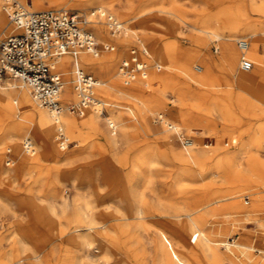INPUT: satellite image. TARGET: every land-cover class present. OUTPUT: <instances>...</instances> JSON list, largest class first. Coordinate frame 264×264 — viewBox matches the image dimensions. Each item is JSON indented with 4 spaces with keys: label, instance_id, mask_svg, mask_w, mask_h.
Listing matches in <instances>:
<instances>
[{
    "label": "rangeland",
    "instance_id": "1",
    "mask_svg": "<svg viewBox=\"0 0 264 264\" xmlns=\"http://www.w3.org/2000/svg\"><path fill=\"white\" fill-rule=\"evenodd\" d=\"M210 1L113 0L112 4L117 15L131 19L125 23L131 27L133 26L138 36H143L145 32H154L161 40V43L174 38L176 40L175 45L179 51L175 62L179 64L184 61L183 54L185 51L197 47L193 42L194 31L189 27L190 24L196 27L213 26L222 34L229 33L233 28V19H228L225 14H216ZM20 2L26 5L27 3L31 4L32 0H20ZM171 2H174L178 7L179 12L175 19L179 24V28L175 34H168L169 31L164 27V23H166L163 19L164 15L159 13L160 8L169 6ZM229 3V0H227L223 4L228 5ZM257 4H260L263 10H249L247 16L240 18L238 23L242 25L247 23L254 24L257 26L260 34H263L261 35V39H264V0H258ZM40 7L41 9H34L32 4L28 8L31 11L67 10L80 17L81 28L85 26L83 24V10L76 4L70 3L60 8L61 6L52 7L48 2L43 1ZM211 9H213V12L208 13V10L211 11ZM145 18L149 26L153 27L154 30L149 27L145 31L143 27L138 26V23ZM118 20L123 21V19ZM107 26L103 24L107 33L102 40L94 34L92 35L96 43H99L97 46L98 50L104 44L115 46L114 51L108 49L105 52L114 55L115 70L117 71L120 61L126 56L128 57L130 49H136V39L133 36H122V33L117 34L120 36L118 40L121 44L119 45L114 41L115 38L110 35V30ZM246 35L245 28L240 27L236 29L235 36L237 38L241 39V36L245 37ZM234 44L238 48V42L235 41ZM201 47L212 57H215L216 46L212 40L205 41ZM105 52L103 54H106ZM259 53L261 56H264V40H262ZM140 59L142 60L143 58L140 56ZM156 59L155 57H149L148 60L149 63H155ZM194 70L193 68L191 73H198ZM215 71L218 75L216 82L211 86L203 87L204 92L199 90L198 86H193V92L190 94V98L186 104H183V100L170 89H166L161 95H157L155 87L144 88L147 93L154 97H161L163 101L169 104L172 107V114H186L190 133L196 136L204 147L206 152L204 159L203 161L200 160L199 166L189 168L173 161L171 150L169 151L165 147H161L154 157L153 170L147 177L148 188L144 190V199L148 206H150L144 209L146 215L144 219L145 223L140 221L138 224L136 219H129L124 225L126 233L121 234L116 230L117 228L113 224L114 220L108 218L106 225H104L105 232L103 235L89 233L91 244L84 250V254H75L67 243L64 242L72 234L73 228L77 224H74L72 220L71 209L65 211L60 206L64 200L72 202L76 194L74 190V185L76 184L79 187V193L83 197L89 200L98 199L99 197L107 199L109 203H114L126 216L130 217L129 211L131 206L127 202L129 195L127 186L130 183L133 185L138 183L136 177L129 170L130 163L135 156L138 146H152L155 144V140L152 137L147 138L142 136L143 133L139 128V116L131 105L128 104V97L124 93H119L117 98L109 99L110 104H114L119 109L111 111L109 107H102L103 113L101 119H99L98 131L96 132L83 130L73 135H68L65 128H63V137L68 140L69 144L61 150L58 149L56 144L50 146L52 156L44 158V161L41 160L43 162L41 167L33 168L26 174H22L17 168H13L11 164L10 166H5L7 169L10 168L7 174L1 173V166H4V162L7 160L6 155L9 152L6 146L0 145V200L2 201L0 205V247L4 253L12 257L11 261H8L7 258V262L9 264L35 263L30 258L31 256L26 255L27 252L23 253L24 255L22 254V256H18V249H16L15 244L16 238L10 236L14 230L24 227L26 229L25 233L29 237L24 238L20 244L26 249L36 250L44 248L40 254L41 256H39L40 261L35 264H65L68 261L74 262L73 260L78 264H88L83 255L89 260H97L98 264H165V262L167 263L168 259L166 258H168L169 252H172L175 256L174 264H212L209 257L204 253L200 240H196L191 233L181 228L184 226L185 218L183 216L174 217L173 214L176 207L171 208L167 205L169 201L178 200V197L171 194V187L175 181L180 179L188 183L191 191L187 194L185 200H183V208L192 209L198 207L203 201L211 202V199L215 195L220 197L219 201L215 204V210H210V206L206 209L207 212L204 214L203 222L201 223L205 226L206 234L210 239L222 240L230 244L228 249L220 246L217 253L223 258L231 259L236 264H254L260 256L258 251L252 252L254 255L250 257V255L241 254L232 244L236 241L237 237L255 231L258 223L264 224V204L251 215L238 212L237 209L238 204L243 207H249L255 203L256 199L253 193L257 188V184L250 183L243 185L233 179L230 174L216 171L213 166L219 162L222 157L221 155H223V153H216V150L226 147L236 149L237 151L244 150L243 152L250 150L252 155L264 160V113L256 110L253 116L240 117L239 119L235 116L237 114L227 116L218 101V97L222 93H218L217 89L225 88V79L220 76L223 74L220 64H216ZM163 72L164 68L162 67L157 73ZM85 73L98 79L92 73ZM176 77L178 85L185 86V79L188 78L187 75L179 74ZM119 79L117 85L120 87L124 86L122 85L121 77ZM170 110L168 111L171 112ZM63 113H67L74 119L79 118V116L70 114L67 111ZM106 116L115 117L120 123V126L116 129V136H120L122 129L128 130L133 135L132 138L127 139V143L135 145V148L134 146L130 147L131 149L133 148L132 150L128 148L129 144L126 143L125 137H122L114 147L103 143L101 134L106 129L103 119ZM155 118L156 114L151 115V121L154 125H157L158 123L155 121ZM257 129H262L263 133L260 137L255 138L254 134ZM31 139L30 142H32L35 148V153L31 158L37 159L41 154V142L33 135ZM84 142L89 144L88 151L81 150ZM20 149L22 150L21 146ZM57 153L61 155L66 154L67 158L65 162H55L57 159L55 154ZM243 156L245 155L243 154ZM58 173L61 181L56 186V189L59 191L60 197L49 201L45 205H53L55 207V215L61 218L60 224L65 230V235L62 237L64 241H60L57 237L51 235L48 229L38 226L28 208L30 199L34 203L43 204V193H38V189H34L33 195L29 196V184L40 178L43 184L39 191L43 192L47 190L52 177ZM21 176L25 178V182H21L22 178L19 179ZM158 190L160 191L158 192ZM182 192L179 198L185 196ZM230 197L234 198L229 199ZM209 204L207 203L206 206ZM99 209H103V207H99ZM131 234L133 238H130ZM116 238H118V241H116ZM161 244H163L162 251L158 249ZM131 247L136 250L134 252L129 251ZM20 259L22 260L20 261ZM225 264H229L228 261H225Z\"/></svg>",
    "mask_w": 264,
    "mask_h": 264
},
{
    "label": "bare ground",
    "instance_id": "2",
    "mask_svg": "<svg viewBox=\"0 0 264 264\" xmlns=\"http://www.w3.org/2000/svg\"><path fill=\"white\" fill-rule=\"evenodd\" d=\"M16 1L21 3L20 0ZM43 1L48 2L52 7L61 6L60 8L70 3L78 5L83 10V24H85L83 27L84 29L80 28L90 33L92 37V34H94L100 40H102L107 33L103 24L107 25V19L111 18L122 25L124 33L122 36H133L135 39H139L145 51L143 55L141 49H139V55L146 64L145 77L138 76L127 86L122 83L124 86L121 87L117 85V82L120 80V65L117 67L116 71L114 55L105 52V50L108 49L114 51L115 46L104 44L99 50L97 48L94 53H80L76 58V62H74V59L69 55H64L53 61L54 68L57 72L61 73L63 77V88L59 96L61 104L71 103L72 101L76 103L78 101V95L74 84L75 75L73 72L75 63L82 74L90 77L96 82V87L94 88L95 103L87 107L81 115H78V119H74L67 113H63L65 112L64 110L55 112L41 107L33 99L29 88L15 79H5L3 83L0 84V145L6 146L9 152V154L6 155L7 160H5L4 166H1V173L3 174L8 173L10 168L7 169L5 166H10V164L13 168H17L19 172L21 171L22 174L28 173L33 168L41 167L43 165L41 160L44 161V158L52 156L50 153V146L56 144L59 150L65 148L64 144L59 140L61 134L64 136L63 128H65L68 135H73L83 130L90 132L98 131L99 119H101L103 113L101 110L102 107H109L111 111L119 109L114 104H110L109 100L110 98H117L119 93H124L128 97V104L131 105L139 116V128L143 133L142 136L147 138L152 137L155 140V144L152 146H138L130 166L128 165L131 174L138 180L136 185L130 183L127 186V190H129L127 202L131 206L129 211L130 217L126 216L114 203H109L107 199H101L99 197L100 199L89 200L83 197L82 194L79 193V187L75 184L74 190L76 194L72 202L64 200L62 205L60 203V207L63 210L67 211V209H71L73 216L72 220L74 224H77V226L73 228L72 234L65 241L62 239L63 235H65V230L61 227V218L55 215V207L51 204V206L45 205L49 201H53L60 197L59 191L56 189V186L61 181L59 173L52 177L47 190L43 192L39 191L43 184L40 178L29 184V196L33 195L34 189H38V193H43V204L32 202L28 196L30 199L28 208L30 209L31 216H33L35 223L38 226L48 229V232L54 237H57L60 241L66 242L69 248H71V251L75 254H84V250L91 244L89 233L103 235L105 232L104 225H106L108 218L114 220L113 224L117 228L116 230L121 234L126 233L124 225L129 219H136L138 224L140 221L145 223L144 219L146 215L144 209L150 206H148L144 199V190L148 188L149 183L147 177L153 170L152 165L154 163V157L161 147H165L169 151L171 150L173 161L189 168L199 166L200 160L203 161L204 159L206 152L199 139L190 133L186 114H172V107L169 104L163 101L161 97H154L147 93L144 88L155 87L157 95H161L164 90L170 89L176 96L183 100V104H186L190 98V94L193 92V86H198L200 88L199 90L204 92L203 87L211 86L216 82L218 75L215 71V67L216 64H220L223 69V74H218L225 79V88L217 89V92L222 93V95L218 97V101L220 106L225 110V114L227 116H231L230 114H237L235 116L239 119L240 117L253 116L256 110H260L264 113V56H261L259 53L262 40H264L263 38L261 39V35L263 34H260L257 26L252 23L243 25L238 23L240 18H245L247 16L249 10L262 11L263 7L257 4L258 0H229L230 3L228 5L223 4L224 1L227 0H211L210 3H212L216 14H225L228 19H233L234 23L230 22L233 27L232 30L227 34H222L213 26L196 27L190 24L189 27L194 31L192 37L194 39L193 42L197 47L185 51L183 54L184 61L178 64L175 62V58L179 54V51L175 45L176 40L174 38H170L161 43V40L154 32H145L143 36H138L133 26L131 27L125 23L131 19L123 18L121 15L115 13L112 4L113 0H32L31 4L27 3L26 5L30 8L33 4L34 9H41L40 6ZM247 3L249 4L247 5ZM210 12H213V9H211V11L208 10V13ZM159 13L164 15L163 19L166 21L164 27L169 31L168 34H175L176 30L179 28V24L175 20L176 16L179 14L178 7L174 2H171L169 6L160 8ZM118 19H123V21H119ZM6 20L7 15L4 11L3 3L0 0V28L4 26L0 31L4 33H15L16 30L9 25ZM182 23L187 24L185 22ZM138 26L143 27L145 31L151 27L146 18L139 22ZM107 27L109 28V26ZM240 27L245 28V32L247 33L245 37H242V35L241 39L235 36L236 29ZM151 29L154 30L153 27H151ZM110 35L115 38L114 41L117 44H121L118 40L120 37L119 35H113L111 33ZM207 40H212V42L215 43V57H212L201 47ZM235 41H237L238 44L241 41L245 42L246 48L243 49L238 46L239 50L234 44ZM98 45L99 43H97V46ZM103 52L106 54H103ZM149 57L157 58L156 62L149 63ZM241 57L242 59H248L252 63L251 69L243 70L241 68ZM125 58H127V56ZM124 59H122L120 63ZM162 67L164 68V72L157 73ZM193 68L195 70L198 68L199 71L196 70L198 73H191ZM85 72L94 74L98 79H95ZM179 74L187 75L188 78L185 79V86L178 85L176 76H179ZM2 84H4V86H2ZM217 87H219V85H217ZM154 114H156L155 121H157V125H154L151 121V115ZM103 119L106 124V129L101 135L105 145L114 147L122 137H125L126 143L128 142L127 139L132 138L133 135L128 130L124 129H122L120 136H116V129L120 126V123L115 117L106 116ZM262 133V129H257L254 134L255 138L260 137ZM32 135L41 142V154L37 159L31 158L35 153V148L32 142H30L32 140ZM25 143L31 144L33 149L32 154L25 153ZM127 144H129V149L133 146L135 148V145L131 143ZM81 150L88 151L89 144L84 142ZM243 151H237L230 147L217 149L216 153H223V155H221L222 157L219 162H217V164L215 163L216 165L213 166V168L218 172L230 174L233 179L243 185L250 183L257 184V188L253 193L256 199L255 203L249 207H243L240 204L237 206L238 212L251 215L256 212L257 208L264 204V160L259 159L258 156L252 155L250 150L247 152ZM243 154L245 156H243ZM55 156H57L55 162H65L67 158L66 154L61 155L57 153ZM21 178V182H25V178L21 176L19 179ZM164 185L166 186V184ZM171 190V194L178 197V200L169 201L167 205L171 208L176 207L175 210L173 209L174 217L183 216L185 218L184 226L181 228L191 233L196 240H200L202 249L209 257L210 262L212 264H225V261H228L229 264H236L231 259L223 258L217 253L220 246H224L228 249L230 244L222 240L210 239L206 234L205 226L201 224L204 214L207 212L206 209L210 206V210H215V204L219 201L218 199L220 197L215 195L211 199V202L203 201L198 207L187 209L183 208L182 205L187 194L191 192L188 183L178 179L174 182ZM183 190L184 192H182ZM159 191L160 190H158V192ZM181 192L184 193L185 196L179 198ZM232 198L234 197H230L229 199ZM1 203L2 201L0 200V205ZM207 203L210 204L206 206ZM99 207H103V209H99ZM25 230L24 227L19 228L14 230L10 236L16 238L15 244L16 249H18V256H22L23 253L27 252L26 255L31 256L30 258L37 263L40 261L39 256H41L40 254L44 248L32 250L22 246L20 244L22 240L29 237L26 235L27 233H25ZM130 238H133L132 234ZM116 241H118V238H116ZM232 245L240 251L241 254L250 255V257L254 255L252 252L258 251L260 256L256 259L254 264H264V224L258 223L255 231L237 237ZM158 249L162 251L163 244H161ZM135 250L136 249L133 247L129 249L131 252ZM83 257L86 258L88 264H98L97 260H89L85 255H83ZM7 258L8 261H11L10 259L12 257L4 253L0 247V264H9L6 260ZM174 258V254L169 252L168 258H166L168 260L165 264H174ZM21 260L22 259H20V261ZM73 261L75 262V260ZM74 262L68 261L65 264H78Z\"/></svg>",
    "mask_w": 264,
    "mask_h": 264
},
{
    "label": "built area",
    "instance_id": "3",
    "mask_svg": "<svg viewBox=\"0 0 264 264\" xmlns=\"http://www.w3.org/2000/svg\"><path fill=\"white\" fill-rule=\"evenodd\" d=\"M7 15V23L16 32L0 31V84L5 79H15L26 85L33 99L51 111H67L81 115L84 110L94 105V88L96 82L81 73L74 64L75 90L78 95L76 103L61 104L59 96L63 88V77L54 68L53 61L69 55L76 62L80 53H94L97 49L95 39L80 28V17L67 10L31 11L27 5L16 0H1ZM107 25L111 34H124L122 25L108 18ZM136 49H131L119 67V76L127 86L136 77H145L146 64L138 53L144 55L141 41L136 39ZM239 47L246 48L241 41ZM252 63L242 59L241 68L249 70ZM199 71V69H196ZM59 140L66 147L68 140L60 135ZM26 154H32L30 143L24 144Z\"/></svg>",
    "mask_w": 264,
    "mask_h": 264
}]
</instances>
